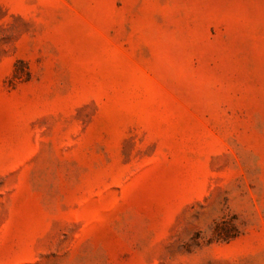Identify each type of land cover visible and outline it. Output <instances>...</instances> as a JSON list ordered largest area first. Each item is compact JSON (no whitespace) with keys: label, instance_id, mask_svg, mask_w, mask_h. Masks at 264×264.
Instances as JSON below:
<instances>
[{"label":"rangeland","instance_id":"1","mask_svg":"<svg viewBox=\"0 0 264 264\" xmlns=\"http://www.w3.org/2000/svg\"><path fill=\"white\" fill-rule=\"evenodd\" d=\"M0 264H264V0H0Z\"/></svg>","mask_w":264,"mask_h":264}]
</instances>
